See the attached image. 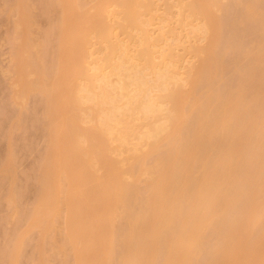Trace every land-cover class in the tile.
<instances>
[{"label": "rangeland", "instance_id": "374dc122", "mask_svg": "<svg viewBox=\"0 0 264 264\" xmlns=\"http://www.w3.org/2000/svg\"><path fill=\"white\" fill-rule=\"evenodd\" d=\"M63 1L65 3V0H0V264H77V258H75V248L77 246L82 247L83 243H81L80 241L83 236H81L80 234L83 235V233L82 231H80V228L82 227H80L79 225L72 226L71 228H69V226L66 227L68 225L69 209L72 204L79 202H87L90 200V198L87 194L86 187L83 186V188L82 186H78L80 188H75L74 184H72L70 180H68L69 174L64 175L68 172L61 170L60 167L57 166V164H65L64 157L67 156V152H69L71 147L68 146L67 142L69 144H72L75 141L79 142L81 148L78 158L85 161L89 165L93 176L110 178L114 172L118 171V174L121 175V178H123L125 183L131 186L128 189V192L126 193L129 197L125 198V200L127 199L128 204L125 205V209L122 208L124 207V205H121L122 207L118 206L116 216L112 219L111 227L113 226V230L112 237L110 240L112 253L108 257L107 264H136L137 258H135V254L133 255V247L131 246L135 245V240L139 239L138 236L140 237V233L142 232V230L141 232L140 230H138L136 233H134V237H132L130 239V242H128L126 239V237L128 236L127 220L130 221L129 216L134 213L135 209L138 210V208H136L137 206L140 207V210H138L139 213L141 212L139 214L137 222H140L139 224H141L142 227H145V223L147 222V220H150L152 216V213L151 211H149L150 209L147 206L148 204L146 203V198H149V196L153 195H151V192L154 191V182H157V180L154 181V179L157 178H153V174H148L146 168L153 165L155 163V159L158 156L165 157V154H169V151H172L176 145L180 144V141L177 139L178 137L180 140L186 138L184 141L186 143L188 141L187 138L190 137L191 134L194 132V127H196L195 124L198 120L196 121L197 117L194 116L195 112L193 113L194 115H190L191 117H189L187 120H184L186 121V123L184 127L182 126L183 128H180V134L176 132V134H179V136H174V138H176V141L174 142V138L171 139L169 135L166 134V132L158 137H145L144 134L152 125L166 122L167 113L171 111V109H173L172 103L169 100H166L165 97L167 96L166 94H168L170 90H178V92L189 91L190 89L191 91L195 90L194 94L197 95L195 97H198L199 94L201 97V94H203L208 85H210L211 89L215 90V93L220 96L227 95L228 92H231V94H235L234 91L240 88L241 85L242 90L240 94H242V91L244 92V90H246V85L244 86L243 84L245 83L242 82H244V80L245 82L247 80L249 81L248 75L252 74L253 77L252 72L255 71L257 73H260L261 68L264 67V58L262 57L264 56L262 55V53L264 54V0H217L218 3L216 6L213 7V12L217 16L216 19L218 22V39H216V43L214 44V47H212L214 58H212V61L214 60L217 62L215 63L213 61L215 65L219 62L221 64V67H225V69L220 76H218V72V74L216 75L218 76V80H214L215 83L214 81L210 83L209 81H212L213 78H211V80H208L207 77L209 76H203V73V77L201 78V80H199L197 86L195 88L193 87L194 90H192L193 85L191 86L190 80L192 79L191 77L194 75V70H197L195 68L197 66L199 67L202 58L205 60V58L207 57L206 51L208 48L206 49V51L205 48L209 42L210 33L211 35L213 33L210 31H204L202 29L201 31L199 30L201 26L204 27L205 18H203L204 16L202 17L199 14H195L194 12H192V7H190L191 9L189 8V6H193L197 0H140L142 2L147 3L149 1L150 6L148 5V7H146L148 9H145L146 5H141L138 7V10H141V13L143 14L139 15L136 22L134 23L135 26H131L129 28L130 32L133 35L135 34L136 37L143 38L146 36V40L144 38L142 42L147 41L150 44L145 47V57H143V59L138 60L141 62H137L139 64L142 63L146 66V60H152L153 62L170 64L173 68L170 71L169 67L171 66L168 65V73H171L172 78H167L168 82H166L165 80L166 84L164 88H162V85L153 86V84L150 85V87L148 86L149 88H147V95L149 94L154 99L156 103V110L152 114L146 115L140 113V111H134L131 115H125L123 124L124 126L122 128L124 135L122 139H118L107 133V127L97 124L96 117L94 118V116L92 115L93 112H91L92 109H94L95 107V105H93V102H85L81 106V108L76 110V119L72 127H70L69 131L70 139L67 140V142L59 141L58 146L54 147L53 134L55 128L61 126L62 123L61 120L59 121V118L55 116V104L51 102L52 93H54L52 92V88L56 83L57 76L59 74L58 71L61 69V65L63 64V62H68V64L66 66H63L61 69L63 73H66L64 83L68 84L69 86H80V84H82L83 87V85H85L87 81L84 79L86 78L85 75H87V73H91V71L94 72V66H96L94 62H97V60L101 57L100 55H102V52L104 51L103 49L106 47V42L102 41V39L99 37L102 31H105L106 33L110 34L112 36L111 39H113L114 42H122L123 45L127 44L128 42L132 43V41H134L135 39H139L133 38L134 40L132 39L131 41L130 38V40H128L124 30L122 31L121 29L117 27L114 28L113 26L114 19L118 21V24L119 20L122 21V15L119 11L120 7H117V3H120L121 0H101V2H99L98 0H76L75 2H77L76 5L78 6V11L85 10L89 13H93V11H95L94 9L97 3L96 1H98L101 5L100 8L102 11L101 14L103 22V28L101 30H99L95 26L94 28L87 26L83 28L84 30L81 31V34L84 35V40L79 43H74L73 47V50L76 53L80 50L83 51V56L81 57L80 61H78L79 64L77 66L74 61L69 60L68 56L70 53L66 51L67 40L66 35L63 31L64 27L62 26V18L64 15H66V13L64 14V9H66V6L63 5ZM248 4H250L251 6H249L250 10L253 11L247 9L249 8L247 7ZM23 10L26 11H24L26 15L28 13L26 17L29 16V18H25L27 20L30 19L29 22L27 21V25L21 23V20H23L22 17L24 16V12L22 14ZM180 15H182V17ZM179 17H181L180 20L178 19ZM25 18L23 20L24 23H26ZM141 20L143 21L142 23H140ZM129 28H127V30H129ZM143 30L146 31L144 32ZM24 31L25 34H23ZM161 33L162 35H160ZM142 38H140L139 40H141ZM155 38L158 40H156ZM135 41L138 42L137 40ZM136 42L132 43V45L137 44L139 46L140 41L138 43ZM261 44H263L262 51L260 54H258L259 56L256 57L258 50H260V46H262ZM132 47L130 49L131 51L133 50L132 52H134L136 49L134 50L132 49ZM167 49H170V54L164 57V60L163 54L168 53L167 51L165 52V50ZM162 51H164L165 53H162ZM209 57H212V55ZM258 57L260 58L257 59ZM261 57L263 59L262 62L260 61V63L259 60H261ZM239 59H241L240 62L237 61V64H235L236 60ZM209 60H211V58ZM204 63L206 62H203V64ZM207 63L210 64L211 62L207 61ZM213 63H211V66L209 65L210 70L212 71L214 69L212 67ZM162 64H160V66ZM92 66L94 68H92ZM204 67L206 66L204 65ZM204 67H202V69ZM217 69L219 70V68ZM153 70L154 69L146 67L143 69L144 72H140L139 75H141V73L142 75L143 73H147L144 76H146L148 80H151L154 77ZM203 71L208 72L209 70L205 68V70ZM203 71H201V73ZM263 71L262 74H256L257 77L255 76V83L253 85H247V89L252 86L256 90L257 86L255 88V85L258 84V88L259 86L261 87L264 85ZM191 74L193 75L191 76ZM155 75L157 76V73H155ZM115 78L116 76L114 74L110 76V79L112 80H115ZM143 78L145 79V77ZM215 78L216 77H214V79ZM60 81L61 80H59V82ZM248 84H251V81ZM252 89L249 90L251 91ZM261 89H264V87ZM211 92L213 93V91ZM169 93H171V91ZM244 95L246 99V97L249 96V93L247 96L246 94ZM236 96L238 98V95ZM232 97H234V95ZM252 97L253 96H251V98H248L252 99ZM263 97L264 96H262V98ZM119 99V102L125 100L123 98ZM234 99L236 98L234 97ZM240 99H242V97ZM236 101L237 99L232 102ZM200 103L203 104V101H200ZM239 105H241V103ZM107 106L104 108L108 109ZM185 106L184 108H186ZM242 106H244V104H242ZM90 107L92 109H90ZM261 108L262 107L260 104V109ZM263 108L261 109L262 113ZM260 109H258V111ZM194 110L196 111V109ZM252 110L254 111V109ZM241 112L245 113L243 111ZM188 115L189 114H187V116ZM256 118L258 119L259 117ZM259 125L260 123L257 126ZM207 126L211 127L210 124H208ZM247 130L246 132L248 133ZM261 130L264 131V127ZM85 131L90 132V134L86 136L83 134L82 136L80 133ZM206 132L204 133V135H207L208 132ZM246 132H244L245 135H247ZM243 134L241 133V135ZM228 136L229 134L225 136L226 139ZM239 137L241 139H243L244 137L246 138V136H237V138ZM177 140L179 141V143L177 142ZM248 140L249 139H247V141ZM210 141H212L214 144L216 140ZM238 142L240 141L238 140ZM242 142L245 143V140L241 141L240 144ZM254 142L256 143L257 140H255ZM254 142L253 144H251L254 147L252 146L251 148L249 147L250 144H245H247L248 148L253 150L255 146L257 147V149L258 147H263V145L261 146L259 144L257 146ZM182 143L181 145L183 146ZM217 146L219 145L217 144ZM221 146L222 145H220V147ZM242 146L246 147V145H243V143ZM86 148H88V150H86ZM246 150H244L243 148L242 151L244 152ZM213 154L216 156L217 153ZM241 154L244 155L243 153ZM69 155L70 153L68 154V156ZM248 157L246 158V160L248 159ZM257 159L259 160L258 157ZM248 160H251V158ZM255 160L256 158L253 161ZM241 161L242 160H239L238 162ZM257 165L258 164H255V166ZM240 168H243V166ZM239 173L241 172H238V175ZM54 178L59 179V190L55 196L54 201H52L53 203H48L49 205H46V208L41 211H44V215L40 212V210L43 209L45 206L40 209L39 207H36V204H41L42 201L39 202V198H42L40 196L43 195L42 193L45 189V185L48 186L50 183V179H52L53 181ZM193 178L195 180L196 176L192 177L191 179ZM101 183H99L93 178L85 177V184H88V187L97 186ZM236 184L239 185L238 182ZM188 185L189 184H187V186ZM190 186L193 187L192 184ZM190 186L188 187L191 188ZM246 187L249 188L248 185ZM184 188L187 192V187L185 186ZM195 189L194 191H196ZM190 191L192 192V190ZM188 193L187 195H189L188 197H190V194ZM246 193H249V191ZM171 195L172 192L170 196ZM191 195L193 194L191 193ZM247 195L248 194H246V196ZM181 196H183L182 193ZM241 196L244 197L243 193ZM185 197L186 196H184V198ZM247 197L249 198V195ZM248 198L247 200H249ZM187 199L189 200V198ZM243 201H245V199ZM229 202L231 203V201ZM235 202H237V200ZM195 206L198 208L197 205ZM220 206L222 205L220 204ZM243 207H245V205ZM37 208L39 209V211L36 210V213L39 212V214H37L39 219L37 220L35 217L34 219L36 220V222L31 223V225L29 224V222L30 220L32 222L31 218H33L35 215V213L33 212H35L34 210ZM227 210L228 209H226V211ZM242 210L244 212L245 209ZM238 211L233 210L232 213L234 212L235 215ZM230 212L231 210L229 211V214L225 213L226 215L222 216V220L219 219V215L221 216L222 214H218V219L222 221V225H220L219 222V224L216 223L215 226L219 225V227H214L212 225L208 226L207 224L206 227H208L206 229H204L205 227L203 228V241L201 240L202 246L199 252L200 255L198 254L199 257H196L197 254H195L196 259H198H195V263L192 264H211V260L214 261V256L212 253L214 248H216L218 244L227 242V240L230 243L229 239H226V241L225 239L223 240V237L230 238V236L234 232L232 231L233 229L231 230L230 225L233 224L236 218L234 215L230 214ZM40 213L44 216L41 217ZM135 214L136 213H134L133 215ZM238 215L237 217L241 218L239 217L241 216V214L239 216ZM261 221L262 220H260V222ZM239 222H241V220ZM235 223L236 222H234V224ZM255 223H252V228L254 232L250 228L253 232L252 235L255 236L256 234H258V236L260 237L259 234L261 233L259 232L263 225L259 227L260 224H256L258 226H255ZM142 227L141 229H144V227ZM234 228H238V226H234ZM248 229H245V231H248ZM165 233L166 232H164V234ZM262 233L264 235V232ZM238 234H240V232ZM19 235H22L23 238ZM18 237L21 240L18 239ZM79 237H81V239H79ZM249 237V239L251 240L252 237ZM256 237L257 236L253 238ZM162 238L164 239V236ZM17 239L21 241V245L19 248V252H17V254L12 257V255H10V251L11 249L12 251L14 250V243L17 242L18 244L19 241ZM249 239L247 240L250 241ZM222 240L223 242H221ZM129 243H131V246L128 248ZM161 243L162 242L158 244L159 250L154 248L155 251L151 252L153 253L151 260L153 262L155 260L154 264H163V262L161 261L162 254L165 253L164 248L166 247L162 248L163 244ZM17 244L15 245L17 246ZM227 244L228 243H226V245ZM261 245L262 244L260 243L259 246ZM153 247L151 246L150 249L148 247L149 252ZM221 249H226V247ZM228 249L229 248H227V250ZM221 253L228 254L229 252L227 253L223 250V252L220 251V254ZM9 255L11 256V258ZM153 255L156 257V259H154ZM216 256L220 258L219 254L215 253V257ZM100 258L101 257L99 254L94 253L93 256L90 258V263L88 264H99ZM9 259H13L15 260V262L12 263L13 261L11 262V260ZM124 261L126 262L124 263ZM214 263H218V260H216V262L214 261ZM255 263L257 262L255 261Z\"/></svg>", "mask_w": 264, "mask_h": 264}, {"label": "bare ground", "instance_id": "6f19581e", "mask_svg": "<svg viewBox=\"0 0 264 264\" xmlns=\"http://www.w3.org/2000/svg\"><path fill=\"white\" fill-rule=\"evenodd\" d=\"M75 1L76 0L74 1L65 0V3L63 1L64 3L63 5L66 6V9H64L65 11L64 14L66 13V15H64L62 18V22H63L62 26L64 27L63 31L66 35V40H67L66 51L70 53L68 56L69 60L74 61L75 64H77L78 66L79 64L78 61H80L81 57L83 56L82 54L83 51L80 50L76 53L73 50L74 43H79L84 40V35L81 34V31L84 30L83 28L87 26L94 28L95 26L99 30H101L103 28L102 27L103 22H102V14H101L102 11L100 8L101 5L99 3L101 2V0H98L99 2L96 1L97 3L95 2L96 6L94 9L95 11H93V13L91 12L89 13L85 10L78 11V6L76 5L77 2ZM217 3H218L217 0H197L193 6L192 5L189 6V8L192 7V9L190 8L191 10H193L192 12H194L195 14H199L202 17L204 16L203 18H205L204 27L201 26L199 30L201 31L202 29L207 32L209 31L213 32L212 35L210 33L209 42L205 48V51L208 48L206 51V55L208 58L207 57L205 58V60L207 59L206 61L202 58L200 62V65L201 66L203 65L202 67H204V65L206 67L202 69V67L199 65L200 69L197 66L195 68L197 70H194L195 71L193 73L194 75L191 74V76L193 75L191 77L192 79L190 80L191 86L193 85L192 90H194V88L199 83V80H201L203 76L207 77L208 75L209 76L207 77L208 80L209 79L211 80V78H213L212 81H209L210 83H212L214 80H218L217 77L220 76L224 72V69H225V67L223 68L221 67V64L219 62H218L219 65L218 64L215 65L213 63L214 60L212 61V58H213L212 47H214V44L216 43V39H218L217 38L218 37V34H217L218 33L217 32L218 22L216 19L217 16L213 12V7L216 6ZM149 4H150L149 1L147 3V2H142L140 0H121L120 3H117L118 5L117 7L118 8L120 7L119 11L121 12V15H122V21L119 20V24H118V21L114 19L113 20L114 28L117 27L121 29L122 31L124 30V32L127 35L128 40H130L131 38V41H132L133 38H139V37H136L135 34L133 35L130 32L129 27L135 26L134 23L136 22L137 18L139 17L140 14L141 15L143 14L141 13L142 12L141 10H138V7L141 5H146L145 9H148L146 7H148ZM249 6L250 4H248L247 7ZM250 7L247 9L250 10ZM24 11L25 10L22 11V14ZM250 11H253V10H250ZM25 12H24V16L21 14L23 16V17L21 16L23 20L28 15V13L26 15ZM251 13H248V14H251ZM180 16L182 17V15ZM181 17H179L178 19L180 20ZM26 18H29V16ZM23 20H21L22 21L21 23H23L24 25L25 24L27 25L28 22L30 21V19L29 20L26 19L25 20L26 23H24ZM142 22L143 21L141 20L140 23ZM127 28H129V30H127ZM143 31L145 32L146 30H143ZM23 34H25V31L23 32ZM160 35H162V33ZM99 37L102 39V41L106 42L105 44L106 49L104 48L103 49L104 51L102 50L103 52H102V55H100L101 57L99 56L100 58L97 60V62H94L96 65L94 66L95 67L94 72L91 71V73H87L88 76L85 75L86 78L84 79L87 81H86V84L83 85V87H82V84H80V86L79 85L69 86L68 84L64 83L66 73H63L61 69L63 66H66L68 62H63V64L61 65V69L58 71L59 74L57 76L56 83L52 88V92L54 93H52L51 102L55 104V110H54L55 116L59 118V121L61 120L62 124L61 126L55 128V131L53 134V141H54L53 146L54 147L58 146L59 141L67 142V140L70 139L69 131H70V127H72V125L75 122L76 110L81 108V106L85 102H88V101L89 102L92 101L93 105H95L94 109H92L93 108L92 106H91L92 108L90 107V109H92L91 112H93L92 115L94 116V118L96 117L97 124L107 127L108 134L118 139H122L124 135V132L122 131L123 130L122 128L124 126L123 125L124 116L131 115L132 112L134 111H137V112L140 111V113H143L144 115L152 114L156 110L155 108L156 103L154 99L152 98V96H150L149 94L147 95V92H148L147 88H149L150 85L152 84L153 86L162 85L163 86L162 88H164L166 84L165 80L166 82H168L167 78L169 79L172 78L171 73H168V65L171 66L170 64H162L161 62H153L152 60H146V66L143 65L142 63L140 64L138 63V62H141V61H138L139 59H143V57H145L144 56L145 47L150 44L147 41L142 42L144 38L146 40L147 38L146 36L143 38L140 37L142 38L141 40H139L140 38L135 39L138 42L140 41L139 46L137 44L135 45L133 44L134 46L132 45V43L136 42L134 39L133 40L135 42L134 41H132V43L128 42L125 45H123L122 42L121 43L114 42V40L111 39L112 36L106 33L105 31H102ZM131 45L133 47H136L137 45V47L133 48ZM261 45L262 46H260V50H258L256 57L259 56L258 54H260L262 51L263 44ZM131 47L132 49L134 50L136 49V50L132 52L133 50L131 51L130 49ZM166 51L168 53H165ZM163 52L164 51H162V53ZM165 52H164L165 54H163L164 60H165L164 57L170 54V49L165 50ZM207 53L208 54L212 53L211 54L212 57H209L211 55H208ZM262 55L264 54L262 53ZM262 57L264 58V56ZM262 57H261V60H259V62L260 61L262 62V59H263ZM210 58L211 60H209ZM259 58L260 57H258L257 59ZM240 60L241 59L236 60L235 64H237V61L240 62ZM202 61L206 63L203 64ZM207 61L213 63L212 64V67L214 68L213 71L210 70L211 63L209 64L207 63ZM214 62L217 63L216 61ZM160 64L162 65L160 66ZM94 67L92 66V68ZM140 67L143 69L146 67L154 69L153 70L154 77L152 78L153 81L152 79L148 80L146 76H144L147 73H143V75L141 73V75L145 77L146 80L141 75H139L140 72H144L143 69H141ZM169 68H170V71L171 69H173L172 66ZM205 68L208 69L209 71L208 72L203 71L205 70ZM217 68H219V70ZM75 70H76V67H75ZM263 70H264V67L261 68L260 73L259 72L257 73L255 71L252 72L253 77H252V74L248 75L249 81L247 80L248 79L247 77L246 79L247 81L245 82L244 80V82H242V83H245L243 84L244 86L246 85L245 86L246 90H244V92L242 91L243 96L242 94H240L242 90L241 88L242 85L240 88H238L240 90L236 89V91H234L235 94L233 93L231 94V92H228L227 95H221V96L216 94L215 90H212L210 85H208V87L206 88L207 90L205 89L203 94H201V97H200V94L198 95L199 98L195 97L197 96L196 94H194L195 90L191 91V89L189 91H184V92L182 91L178 92V90H170L171 93H169L170 92L169 91L168 94H166L167 95L165 96L166 100H169L172 103L173 109H171V111L167 113L166 122L152 125L145 132L144 134L145 137H158L166 132V134H168L169 137L172 139L174 138V136L175 137L179 136L180 128H183L186 123V121L184 120H187L189 117H191L190 115L195 114L194 116L197 117L196 121L197 120L198 121L195 124L196 126L194 127L195 130L193 129L194 132L191 134L190 137L187 138L188 141L186 140L187 141L186 143L184 142L186 138L180 140L178 137L177 139L180 141V144L176 145L178 148L175 146L172 151H169L170 155L165 154V157L158 156L155 159V163L146 168V171L148 174H151V175L153 174L152 177L157 178V179H154V181L157 180V182L153 181L154 191L151 192V195L153 194L154 196L152 195L153 197L149 196V198H146V203L148 204L147 206L150 209L149 211H151L152 216L150 220H147V222L145 223L146 224L145 227L143 226L144 229H141L142 225L139 224L140 222L139 223L137 222V219L139 218V214L141 212L139 213L138 210H140V207L137 206L136 208H138V210L137 209L134 210V213L136 214L133 215L134 213H132V215L129 216L130 221L127 220L128 236L126 237V239L128 242H130V239L134 237V233H136L138 230H140L141 232L142 230V232L140 233L141 234L140 237L138 236L139 239L135 240L136 242L135 245L131 246V243H129L128 245V248L130 246L133 247V255L135 254L134 256L135 258H137L136 264H154L155 262L154 259H156V257L153 255L154 257L153 259L154 262H153L151 260L153 253L151 252L155 251L154 248L159 250L158 244L160 242H162L161 244H163L162 248L166 247L164 248L165 253L162 254L161 261L163 262V264H192V263H195L194 261L196 257H199L198 254L200 255L199 252L202 246L201 244L203 241L202 234H203L204 229H206L208 226H211V225L214 227H219V225L215 226L216 223L219 224V222H220V225H222L221 223L222 221H220L223 218L222 216L226 215L225 213L229 214L230 210H231L230 214L232 215H234V212L232 213L233 210L235 211L241 210L242 213L241 211H238L237 214L234 215L236 218L234 222L236 223L234 224L233 222V224L230 225L231 230L233 229L232 231H234L231 235L232 237L231 236L230 238L223 237V240L225 239V241L226 239H229L230 243L228 242V240L227 242H223L222 240L221 242L223 243L221 244L223 245V247L221 244H218V246L214 248V250L216 249L215 253L219 254V257H220V258H218V256L215 257V253L213 250L212 253L214 256L213 258L214 261L216 262V260H218V263L216 264H226V263H229V264H264V241H263L264 235L262 233L264 232L263 230L264 222H262L264 221V218H263L264 217L263 216L264 215L263 214L264 213V195H263L264 193V186H263L264 185L263 183L264 182V178H263L264 177L263 175L264 174L263 173L264 172V161H263L264 160L263 158L264 157V152H263L264 151V148H263L264 147V142H263L264 141V131L261 130L264 127L263 126L264 125V122H263L264 121V114H263L264 113V108H263L264 107L263 105L264 97L262 98V96H264V89H261L264 87V85L261 87L259 86V88H258V84L255 85L254 86L255 88L257 86L256 90L252 86H250V88L247 89V85H253L256 79L255 76L257 77L258 74H262ZM201 71L203 72L201 73ZM155 73H157V76L155 75ZM112 74L116 76L115 80L110 79V76ZM217 74L218 76H216ZM214 77L216 78L214 79ZM59 80L61 81L59 82ZM195 81H196V85H195ZM250 81H251V84H248L250 83ZM147 82L151 84H148ZM249 89H252V90L250 91ZM173 91H177V92H173ZM211 91H213V93ZM247 92L249 93V96H247L248 95ZM244 94H246L247 96L246 99L244 97L245 96ZM233 95L237 99L236 102H232L236 100L234 99V97H232ZM236 95H238V98ZM251 96H253L254 99L253 97L252 99H250ZM258 96H260L261 98ZM228 97H229V100H228ZM241 97L242 99H240ZM119 98H123L125 100L119 102L120 100ZM199 100L201 102L203 101V104H201ZM242 100L243 102L244 101L245 102L243 103ZM240 103L241 105H239ZM242 104H244V106H242ZM251 104L253 107L251 106ZM260 104H261V107L263 108V113L261 112L262 108L260 109ZM106 106L108 107V109L104 108ZM184 106L186 108H184ZM194 109H196V111ZM252 109H254V111ZM258 109L260 110L258 111ZM241 111L245 112L246 114L242 113ZM187 114L189 115L187 116ZM240 114H241V118H240ZM255 116L259 118L257 119ZM259 123L260 125L257 126ZM208 124H210L211 127H208L207 126ZM209 128L212 130H210ZM245 129L248 131V133L246 132ZM176 132L179 134L177 135ZM205 132L207 133V135L206 134L204 135ZM244 132H246L248 137L247 135H245ZM241 133L242 134L244 133V134L241 135ZM80 134L82 136L83 134L86 136V135H89L90 132L85 131V132H81ZM228 134L229 136L226 139L225 136H227ZM238 134L241 137L246 136V138L245 137H244L245 139L244 138L241 139L240 137L237 138V136H239ZM249 136L251 137V139ZM247 139H249L248 140L249 143ZM254 139L257 140L256 143L254 142L255 141ZM178 140L177 142L179 143ZM210 140H214V141L216 140L217 142L215 141L216 143L214 142L213 144V142ZM238 140L240 142L245 140V143H247L248 145L249 144L251 145L254 142L257 146L259 144L261 146L263 145V147L261 148L258 147L257 149V147L255 146L253 150V149H250L253 145L251 146L249 145L250 148H248L247 144L242 142L243 145H246V147H243L242 143L240 144ZM174 141H176V138H174L173 142ZM181 143L183 144V146L181 145ZM208 143H209V146H208ZM67 144L68 146H71V147H70L69 152H67V156L64 157L65 164L64 163L57 164V166L60 167L61 170L68 172V173H65L64 175L69 174L68 180H70V182L74 184L75 188H80L78 186L86 187L87 194L90 198V200L87 202H79V203L72 204V206L69 209L68 225L66 227L69 226V228H71L72 226L79 225L80 227H82L80 228V231H82L83 233V235L80 234L81 236H83L82 239L81 237H79V239H81L80 242L83 243V245L82 247L77 246L76 247L77 249L75 248V251L77 252V253L75 252V255H76L75 258H77V260L76 259L75 260L77 261V264H88L90 263V258L93 256L94 253H96V254H99L101 257L99 260V264H107L108 257L112 253L111 252L112 247L110 246V240L112 237V230H113L112 229L113 226L111 227L112 219L116 216L118 206L124 205V207L122 206L121 207L125 209L126 207L125 205L128 204L127 199L125 200V198L129 197L128 194L126 193L128 192V189L131 186L125 183L123 178H121V175L118 174V171L114 172L110 178L108 177L102 178V177L93 176L89 165L85 161L78 158L80 151H81L79 142L75 141L72 144H69L67 142ZM217 144L219 146H217ZM220 145L222 146L220 147ZM242 147L244 148V150H246L247 148L246 151L248 152L246 151L243 152ZM249 149H250V153H249ZM86 150H88V148H86ZM69 153L70 155L68 156ZM213 153H217L216 156ZM241 153H243L244 155H242ZM247 157L248 159L251 158V160H248V159L246 160ZM257 157L259 158V160L257 159ZM255 158L257 161L256 160L253 161ZM238 159L242 161L238 162L239 161ZM261 163L263 166L261 165ZM255 164H258V165L255 166ZM237 166H238L239 171L237 169ZM242 166L243 168H240ZM236 170L241 173H239L238 175V172ZM194 172H198V173H194ZM191 176L192 177L196 176L195 180L196 179L197 180L195 181L194 178L191 179L192 178ZM85 177L93 178L97 180L99 183L101 182L102 183L97 186L88 187V184H85ZM51 181L52 179H50V183L48 186L45 185V189L42 193L43 195L41 194L42 196H40L42 198H39L40 201L38 200L39 202L42 201L41 204L39 205L38 203L36 204L37 205L36 207H39L40 209L43 206H45L43 209L40 210V212L46 208V205L48 206L50 203H53L52 201H54L55 196L58 193L59 179L54 178L53 181L52 182ZM235 182L236 183L238 182L240 186L236 184ZM187 184H189L188 186L192 184L193 187L190 186L191 188H189ZM245 184H247L249 188L246 187L247 185ZM172 185L175 187H173ZM184 185L187 187L186 188L187 192L184 188L185 187ZM176 186H178L179 188ZM172 187L174 190L172 189ZM245 187L246 189L247 188L248 189L246 190ZM194 189L196 191H194ZM190 190H192V192ZM170 191L172 192L173 197L172 195L170 196L171 194ZM235 191H238V192H235ZM248 191L249 193H246ZM188 192H191L193 195H191V193H188ZM181 193L183 196H181ZM187 193L190 194V197H188L189 195H187ZM242 193L244 197L241 196ZM245 193L249 195V198L247 197L248 195L246 196ZM174 195H175V198H174ZM184 196L186 197L184 198ZM224 197L227 199V201ZM239 197L241 198V200ZM187 198H189V200ZM247 198L249 200H247ZM244 199L245 201H243ZM185 200H188V201H185ZM236 200L237 202H235ZM181 201H183L184 203ZM229 201H231L232 204ZM177 204H179L180 206ZM220 204L222 206H220ZM195 205H197L198 208ZM244 205L246 208L243 207ZM234 206L237 208H235ZM222 208H224L225 211ZM230 208L232 209L235 208V209L232 210ZM199 209L201 212L199 211ZM226 209H228L227 210L228 212L226 211ZM242 209H245L244 212ZM36 210L39 211L38 208L34 210L35 212L33 213H35V215L32 214L34 215V217L32 216L33 217L31 218L32 222L30 220L29 224L36 222V220L34 219L35 217L37 220L39 219L37 215L39 214V212L37 211L38 213H36ZM41 213L44 214V211ZM43 214H41V217L45 215ZM218 214H222L221 216L219 215L220 220L218 219ZM238 214L239 215L241 214V216H239ZM237 215L241 218H238ZM236 220L238 221V223ZM240 220L241 222H239ZM260 220L262 221L260 222ZM252 223L253 224L255 223V226H258L260 224L259 227L263 225L259 232L261 233L259 234L260 237L258 236V234H256L255 236L257 237L253 238L255 236L252 235L254 232L252 228L253 227ZM207 224L208 226L206 227ZM234 226L235 227L238 226V228H234ZM172 228H173V231H172ZM250 228L252 229L253 232L251 231ZM245 229L246 230L248 229V231H245ZM168 230L170 233L168 232ZM238 231L240 232V234H238L239 233ZM164 232L166 233L164 234ZM19 236L22 237V235H19ZM163 236H164V239L162 238ZM249 236L252 237L251 240L249 239L250 238ZM18 239L20 238L18 237ZM247 239H249L250 241H248ZM19 242H18L19 245L17 244V242L14 243V246H16L15 244H17V246L16 247L13 246L14 250L12 251L11 249L10 251V255H12V257L15 256L17 252H19L21 241ZM226 243H228L229 245L228 244L226 245ZM258 243L259 245L260 243L262 245L259 246ZM255 244H257L258 246ZM151 246L152 247L154 246V247L151 249L152 251L150 250L149 252V249L151 248ZM255 246L257 247V249ZM225 247L226 249H221ZM227 248L229 249L227 250ZM147 250L149 253L147 252ZM223 250L229 253L220 254V251L223 252ZM195 254H197L196 257H195ZM224 259H226L227 262ZM9 260H11V262L13 261L12 263L15 262V260L13 259H9ZM212 261L213 260H211V264L214 263V261L213 262ZM255 261L257 263H255ZM125 262L126 261H124V263Z\"/></svg>", "mask_w": 264, "mask_h": 264}]
</instances>
